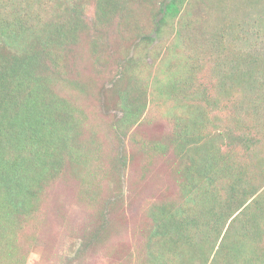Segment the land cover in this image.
I'll list each match as a JSON object with an SVG mask.
<instances>
[{
    "label": "rangeland",
    "instance_id": "1",
    "mask_svg": "<svg viewBox=\"0 0 264 264\" xmlns=\"http://www.w3.org/2000/svg\"><path fill=\"white\" fill-rule=\"evenodd\" d=\"M71 1L4 2L10 14L28 10L32 23L58 19L68 25L70 34L54 66L55 74L65 75L54 79V90L73 105L81 123L76 147L83 145L88 153L84 166L68 164L49 181L34 211L20 217L16 241L25 264H121L143 243L147 206L182 196L183 162L172 136L191 124L189 116L202 120L203 131L224 148L231 143L229 126L264 139V0H195L185 42L175 41L167 28L148 54L136 48L137 62L119 82L126 55L140 30L149 27L147 15L134 12L123 25L115 17L103 24L88 2L72 15ZM250 48L259 64L249 77L230 67L242 58L235 51ZM184 64H191L194 74L184 82L179 76L184 88L167 98L160 85L179 75L180 67L184 72ZM121 89L147 94L141 93L147 100L142 118L126 131L118 128ZM158 143L166 147L158 150ZM262 149L248 153L238 145L231 151L232 165L251 168L249 158L257 154V163ZM0 264L7 262L0 259Z\"/></svg>",
    "mask_w": 264,
    "mask_h": 264
},
{
    "label": "trees",
    "instance_id": "2",
    "mask_svg": "<svg viewBox=\"0 0 264 264\" xmlns=\"http://www.w3.org/2000/svg\"><path fill=\"white\" fill-rule=\"evenodd\" d=\"M4 2L7 0H0V259L25 264L26 256L20 254L16 241L20 217L34 211L46 185L66 165L84 166L88 153L83 145L76 147L81 123L74 117L73 105L54 90V79L65 75L55 74L54 66L57 51L70 34L68 25L58 19L32 23L28 10L10 14ZM87 2L94 6L96 22L103 24L115 17L117 25H123L134 12L147 15L149 27L140 30L132 53L120 67L118 82L137 62L136 48L142 47L148 54L167 28L173 29L175 41L185 42L183 34L196 3L73 0L69 6L72 15L84 10ZM255 52L252 48L235 51L242 58L232 61L230 68L253 76V66L259 64ZM183 68L184 72L180 67L179 75L162 82V95L173 97L184 88L178 77L184 82L194 73L191 64ZM141 93L146 91L120 90L118 128L130 130L142 118L147 100ZM189 121L186 127L178 125L172 136L183 162L182 196L147 206L149 226L142 234L143 243L121 264H264V157L256 163L257 154L251 156L252 167L240 171L232 165L231 153L238 145L248 153L262 148L264 153V139L256 138L251 130L232 131L229 126L226 133L231 143L224 148L203 131L202 120L192 115ZM161 146L166 144L156 147L161 150Z\"/></svg>",
    "mask_w": 264,
    "mask_h": 264
}]
</instances>
